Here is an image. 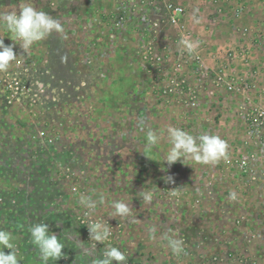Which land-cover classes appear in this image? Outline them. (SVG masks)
Returning a JSON list of instances; mask_svg holds the SVG:
<instances>
[{
    "label": "rangeland",
    "instance_id": "rangeland-1",
    "mask_svg": "<svg viewBox=\"0 0 264 264\" xmlns=\"http://www.w3.org/2000/svg\"><path fill=\"white\" fill-rule=\"evenodd\" d=\"M210 1L0 0V13L31 3L64 29L25 53L0 24V38L18 55L0 72V229L12 233L19 264H43L29 232L40 223L65 245L49 264H94L110 247L126 264H264V4L250 13L246 6L250 17L229 18L215 15ZM168 4L184 9L185 28L171 23ZM182 37L198 42L195 54ZM129 46L138 49L131 64ZM159 48L180 60L144 58ZM180 72L191 82L188 97L171 92L169 77ZM135 76L144 88L127 115L106 94L135 91ZM130 122L144 127L141 147L126 146ZM168 125L219 136L235 165L187 157L168 166L166 132L155 146L146 140L149 129L159 134ZM148 192L151 202L143 199ZM81 197L96 201L92 219L109 227V240L90 238ZM114 201L131 214L112 217ZM170 238L182 239L180 255Z\"/></svg>",
    "mask_w": 264,
    "mask_h": 264
},
{
    "label": "clouds",
    "instance_id": "clouds-1",
    "mask_svg": "<svg viewBox=\"0 0 264 264\" xmlns=\"http://www.w3.org/2000/svg\"><path fill=\"white\" fill-rule=\"evenodd\" d=\"M0 24L6 26L11 40L18 43L25 53L29 52L34 43L44 40L53 32L59 34L64 31L60 21L48 13L38 11L31 3L23 4L18 12L0 13ZM15 43L6 45L3 38H0V72H7L11 62H18V55L14 51ZM180 44L189 54H195L199 46L198 42H193L186 37L181 38ZM165 132L171 144V148L164 155V161L167 162L168 166L177 161L182 162L187 157L199 164H215L221 158L227 159L228 145L219 136L207 134L194 136L190 132L173 125L161 129L159 134L149 129L146 134L147 143L151 146L157 145ZM168 177L170 179L166 181L172 182V177ZM152 198L151 192L145 193L143 197L146 202H151ZM229 199L236 200L237 193L231 192ZM80 203L88 209L86 215L89 217L90 238L99 243L109 240L111 236L109 227L100 219H92L93 212L97 207L96 201L90 197H81ZM112 207L115 209L112 214L114 218H123L131 214L128 204L123 201H114ZM29 232L31 242L38 249L43 264H49V261H58L64 256L62 249L65 245L60 242L56 234L49 232L46 223L32 225ZM0 246L2 249L11 250L7 254L0 250V264H19L17 252L13 250L15 244L10 231L0 229ZM168 246L175 255H180L183 251L182 239L170 238ZM103 255L104 258L97 259L94 264H113V261H116L117 264H121V262L126 264V257L117 247L108 248Z\"/></svg>",
    "mask_w": 264,
    "mask_h": 264
},
{
    "label": "crops",
    "instance_id": "crops-1",
    "mask_svg": "<svg viewBox=\"0 0 264 264\" xmlns=\"http://www.w3.org/2000/svg\"><path fill=\"white\" fill-rule=\"evenodd\" d=\"M236 1H238V9L241 10L243 15L245 13L244 17H250L249 14L246 15V13H247L246 6H247V9H248V13H250V12H253V6H256L257 2H258V0H234L233 2H236ZM259 1H260L259 4L260 3L264 4V0H259ZM234 7H235V5L230 6V3H227V5H225V15L224 16H227L229 18H231V17L234 18V16H233ZM226 9H228V10L226 11ZM240 16H242V15H239V18H240ZM137 50H138L137 46H129V48L126 50V52H129V61H128L129 64L132 63V59L135 57V51H137ZM135 62H138V61H135ZM74 64H76L77 70L78 69L81 70L82 67H84V66L80 65L79 61H77V60H76V62ZM105 64L109 65L108 63H105ZM80 70H78L79 73H80ZM107 71H108L107 72L108 73L107 77H109V79H111L110 81L112 82V81L116 80L114 77H112V71L111 70L109 71L108 69H107ZM141 78H143V77L135 76V79L137 80L135 91L131 90V89H126L125 91L120 92V91H117V88L112 87L111 90L109 92H107V94H106V96L108 98H110V99H112V97H114V99L119 98L121 100V107H122L120 109L124 113L126 111L127 115L131 114L130 113L131 109H133V110L136 109L135 105L140 100V95H141L140 93H141V90L144 88V87L141 86V82H140ZM92 91H94V90H92ZM98 95L99 94H96L95 97H97ZM140 102H141V100H140ZM123 118H124L123 119L124 121H126L128 119V118H125V116ZM127 124L124 126L126 129L123 130V134L124 135H128L127 136L128 140H126V142L130 141V143H127L126 146L127 147H130V146L141 147L142 144H143V139H142V134L140 132L143 133V130H144L143 125L141 123H137V122H135V123H131L130 122V123H127ZM132 125L136 126V131H138V129L140 130L139 133L136 132V134H135L133 131L129 132L128 128H129V126H132ZM129 136H131V137H129Z\"/></svg>",
    "mask_w": 264,
    "mask_h": 264
},
{
    "label": "built area",
    "instance_id": "built-area-1",
    "mask_svg": "<svg viewBox=\"0 0 264 264\" xmlns=\"http://www.w3.org/2000/svg\"><path fill=\"white\" fill-rule=\"evenodd\" d=\"M216 1V3H215ZM142 3H144V0H141ZM224 2V1H223ZM223 2L221 0H211L210 3H212V5H214V11L213 13L215 15H220V16H224L225 15V8L223 7ZM234 3V2H233ZM168 7V10H169V20L171 21V23L174 24V26H178V27H183L185 28L186 25L185 24H182L181 23V17L183 15V11L184 9L180 6H174L173 4H168L167 5ZM233 16L234 17H239V15H241V10L238 9V4H236V6L234 7V10H233ZM159 18L156 19V21H158ZM159 23V22H158ZM152 49V48H150ZM159 53L156 54L155 56H150L148 53L145 54L144 58L147 59L148 61H150V63L152 64H155V63H159L162 64V65H166V63H168V59L169 58H173L172 60H180L179 58L176 59L175 58V52H168V50H166L165 48L162 49V52H161V49L159 48ZM169 53V58H165V55H167ZM181 63L178 64L179 67H181ZM177 66V65H176ZM176 70V69H174ZM171 71L170 73H175V71ZM170 80H172L173 83H176V85L171 89V92L174 94H178V95H185L187 96L188 95V89L190 90L191 89V82L186 84L187 83V80L186 78L183 76V72H180L179 75H173L171 74V76L169 77ZM156 80H159L156 79ZM166 91V90H165ZM176 95H173L176 96ZM188 97V96H187ZM235 162L231 159V158H227L226 160H224V169L225 168H230L231 166H234ZM237 166H241L242 169L244 170V168L246 167V160L242 159L241 162L239 164H237ZM211 183V182H210Z\"/></svg>",
    "mask_w": 264,
    "mask_h": 264
}]
</instances>
